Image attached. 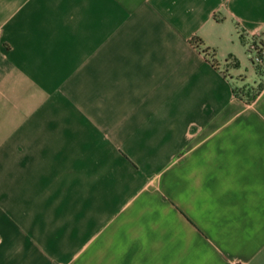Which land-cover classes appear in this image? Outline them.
I'll list each match as a JSON object with an SVG mask.
<instances>
[{
  "label": "crops",
  "instance_id": "0c3cea01",
  "mask_svg": "<svg viewBox=\"0 0 264 264\" xmlns=\"http://www.w3.org/2000/svg\"><path fill=\"white\" fill-rule=\"evenodd\" d=\"M260 41L264 0H0V264H264Z\"/></svg>",
  "mask_w": 264,
  "mask_h": 264
},
{
  "label": "trees",
  "instance_id": "16d2710c",
  "mask_svg": "<svg viewBox=\"0 0 264 264\" xmlns=\"http://www.w3.org/2000/svg\"><path fill=\"white\" fill-rule=\"evenodd\" d=\"M193 43L197 46H201L203 45L202 42L200 40H195L193 41ZM257 45H264V41H260L258 43H255L256 47ZM203 53H207L206 50H203ZM252 67L255 69V71L258 73L260 72H264V64L263 65H255L254 62L252 60H250ZM263 88V84H259L256 87H252L249 90H246L244 92L245 88H241L240 90H234V94L239 96L241 99H243L246 103H252L257 95L259 94V92L262 90Z\"/></svg>",
  "mask_w": 264,
  "mask_h": 264
},
{
  "label": "built area",
  "instance_id": "2783aa9c",
  "mask_svg": "<svg viewBox=\"0 0 264 264\" xmlns=\"http://www.w3.org/2000/svg\"><path fill=\"white\" fill-rule=\"evenodd\" d=\"M251 53V60L255 65L264 64V45H257Z\"/></svg>",
  "mask_w": 264,
  "mask_h": 264
},
{
  "label": "rangeland",
  "instance_id": "374dc122",
  "mask_svg": "<svg viewBox=\"0 0 264 264\" xmlns=\"http://www.w3.org/2000/svg\"><path fill=\"white\" fill-rule=\"evenodd\" d=\"M252 66V65H251Z\"/></svg>",
  "mask_w": 264,
  "mask_h": 264
}]
</instances>
